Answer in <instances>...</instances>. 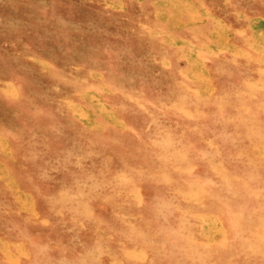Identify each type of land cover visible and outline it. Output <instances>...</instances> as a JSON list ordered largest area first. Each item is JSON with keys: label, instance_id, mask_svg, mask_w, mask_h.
<instances>
[{"label": "rangeland", "instance_id": "rangeland-1", "mask_svg": "<svg viewBox=\"0 0 264 264\" xmlns=\"http://www.w3.org/2000/svg\"><path fill=\"white\" fill-rule=\"evenodd\" d=\"M0 264H264V0H0Z\"/></svg>", "mask_w": 264, "mask_h": 264}, {"label": "bare ground", "instance_id": "bare-ground-1", "mask_svg": "<svg viewBox=\"0 0 264 264\" xmlns=\"http://www.w3.org/2000/svg\"><path fill=\"white\" fill-rule=\"evenodd\" d=\"M200 244V243H199ZM210 246V245H209ZM208 251V250H207ZM128 257V256H127ZM144 257V256H143Z\"/></svg>", "mask_w": 264, "mask_h": 264}]
</instances>
